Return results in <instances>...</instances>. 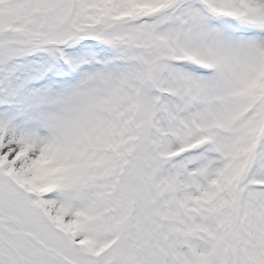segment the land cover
<instances>
[{"label": "snow or ice", "instance_id": "snow-or-ice-1", "mask_svg": "<svg viewBox=\"0 0 264 264\" xmlns=\"http://www.w3.org/2000/svg\"><path fill=\"white\" fill-rule=\"evenodd\" d=\"M0 264H264V0H0Z\"/></svg>", "mask_w": 264, "mask_h": 264}]
</instances>
